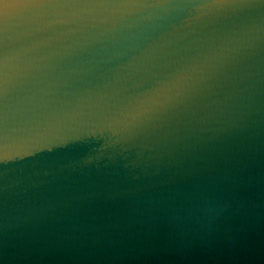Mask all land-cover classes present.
I'll use <instances>...</instances> for the list:
<instances>
[{
	"label": "water",
	"instance_id": "obj_1",
	"mask_svg": "<svg viewBox=\"0 0 264 264\" xmlns=\"http://www.w3.org/2000/svg\"><path fill=\"white\" fill-rule=\"evenodd\" d=\"M133 45L81 49L62 67L103 81L105 61L130 59ZM259 70L246 122L201 133L144 177L97 162L93 137H32L29 122L63 100L60 81L33 94L11 85L0 95V150L18 154L0 160V264H264V50Z\"/></svg>",
	"mask_w": 264,
	"mask_h": 264
},
{
	"label": "clouds",
	"instance_id": "obj_2",
	"mask_svg": "<svg viewBox=\"0 0 264 264\" xmlns=\"http://www.w3.org/2000/svg\"><path fill=\"white\" fill-rule=\"evenodd\" d=\"M0 95L60 81L63 100L29 122L33 138L93 137L97 162L133 177L174 162L201 133L252 115L264 50V0H0ZM23 9V10H21ZM14 38L18 44L9 48ZM134 41V55L105 61L109 78H84L65 57ZM226 112V121L214 114ZM211 127L208 125H216ZM16 154L0 150V160Z\"/></svg>",
	"mask_w": 264,
	"mask_h": 264
}]
</instances>
